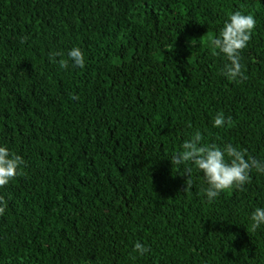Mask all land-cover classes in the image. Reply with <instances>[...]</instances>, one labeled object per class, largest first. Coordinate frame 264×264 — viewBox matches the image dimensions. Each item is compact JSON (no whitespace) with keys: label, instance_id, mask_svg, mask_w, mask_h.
I'll return each instance as SVG.
<instances>
[{"label":"trees","instance_id":"obj_1","mask_svg":"<svg viewBox=\"0 0 264 264\" xmlns=\"http://www.w3.org/2000/svg\"><path fill=\"white\" fill-rule=\"evenodd\" d=\"M235 10L257 22L239 82L209 46ZM73 46L83 69L50 60ZM197 129L264 158V0H0V144L24 160L0 264H264V175L184 191L170 158Z\"/></svg>","mask_w":264,"mask_h":264},{"label":"clouds","instance_id":"obj_2","mask_svg":"<svg viewBox=\"0 0 264 264\" xmlns=\"http://www.w3.org/2000/svg\"><path fill=\"white\" fill-rule=\"evenodd\" d=\"M256 19L250 13L235 10L227 15L222 28L213 38H209V46L213 55L220 56L224 61L221 74L229 81L239 82L247 79L244 73L242 52L247 48L254 35ZM60 57L57 61L61 69L69 66L73 69L85 67V57L81 49L73 46L67 52H53L50 60ZM73 99H78L73 97ZM227 123L223 112H217L212 120L213 128H223ZM191 127V126H190ZM172 166L188 174L184 191L193 186L191 175L193 169L201 174L206 187L201 189L208 203L214 202L222 193L233 190H243L251 181V173L264 175V158H256L248 150L233 143H207L201 132L197 129L188 134L180 145V151L171 158ZM24 160L20 155L13 153L8 147L0 144V188L8 185L12 180L21 175ZM8 202L0 197V215H4ZM251 229L255 231L264 226V207H254L250 214ZM133 252L144 256L150 248L137 241L133 245Z\"/></svg>","mask_w":264,"mask_h":264}]
</instances>
